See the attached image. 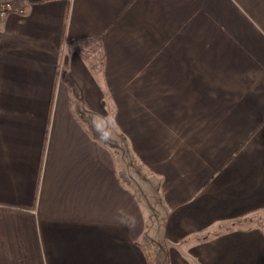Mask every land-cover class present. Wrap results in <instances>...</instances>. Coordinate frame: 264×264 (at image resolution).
Masks as SVG:
<instances>
[{
  "label": "crops",
  "instance_id": "crops-1",
  "mask_svg": "<svg viewBox=\"0 0 264 264\" xmlns=\"http://www.w3.org/2000/svg\"><path fill=\"white\" fill-rule=\"evenodd\" d=\"M23 2L0 22V264H154L146 239L264 264L262 227L206 236L264 211V0Z\"/></svg>",
  "mask_w": 264,
  "mask_h": 264
},
{
  "label": "rangeland",
  "instance_id": "rangeland-1",
  "mask_svg": "<svg viewBox=\"0 0 264 264\" xmlns=\"http://www.w3.org/2000/svg\"><path fill=\"white\" fill-rule=\"evenodd\" d=\"M262 227L264 228V211H256L252 212L242 218L226 222L223 224H218L214 228L210 229L206 236L212 235L214 233H218L224 230L233 229V228H247V227ZM158 234V231L156 232ZM146 244H148V247L152 249V254L155 256L154 264H165V260L162 258L161 250L159 249V246L157 243L149 241L146 239ZM152 246V247H151Z\"/></svg>",
  "mask_w": 264,
  "mask_h": 264
},
{
  "label": "built area",
  "instance_id": "built-area-1",
  "mask_svg": "<svg viewBox=\"0 0 264 264\" xmlns=\"http://www.w3.org/2000/svg\"><path fill=\"white\" fill-rule=\"evenodd\" d=\"M18 0H0V19H4L9 13H16L19 16L24 14V2H20L17 6Z\"/></svg>",
  "mask_w": 264,
  "mask_h": 264
},
{
  "label": "clouds",
  "instance_id": "clouds-1",
  "mask_svg": "<svg viewBox=\"0 0 264 264\" xmlns=\"http://www.w3.org/2000/svg\"><path fill=\"white\" fill-rule=\"evenodd\" d=\"M99 127H100V125H97V128H99ZM108 137H109V133L107 131H104L102 133V139L107 140Z\"/></svg>",
  "mask_w": 264,
  "mask_h": 264
},
{
  "label": "trees",
  "instance_id": "trees-1",
  "mask_svg": "<svg viewBox=\"0 0 264 264\" xmlns=\"http://www.w3.org/2000/svg\"><path fill=\"white\" fill-rule=\"evenodd\" d=\"M20 2H23V0H18L15 6H17ZM1 20L2 19H0V22H1Z\"/></svg>",
  "mask_w": 264,
  "mask_h": 264
}]
</instances>
